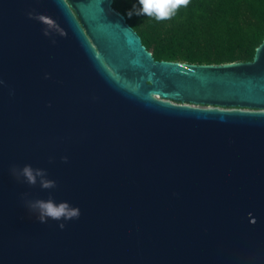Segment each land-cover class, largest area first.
Masks as SVG:
<instances>
[{"label":"water","instance_id":"obj_1","mask_svg":"<svg viewBox=\"0 0 264 264\" xmlns=\"http://www.w3.org/2000/svg\"><path fill=\"white\" fill-rule=\"evenodd\" d=\"M112 2L0 0V264H264V40L156 61ZM49 195L79 218L40 223Z\"/></svg>","mask_w":264,"mask_h":264},{"label":"trees","instance_id":"obj_2","mask_svg":"<svg viewBox=\"0 0 264 264\" xmlns=\"http://www.w3.org/2000/svg\"><path fill=\"white\" fill-rule=\"evenodd\" d=\"M133 4L137 0H113L112 8L124 16L156 61L191 65L250 62L264 40V0H191L167 21L143 15L129 18Z\"/></svg>","mask_w":264,"mask_h":264},{"label":"clouds","instance_id":"obj_3","mask_svg":"<svg viewBox=\"0 0 264 264\" xmlns=\"http://www.w3.org/2000/svg\"><path fill=\"white\" fill-rule=\"evenodd\" d=\"M61 3L62 0H57ZM191 3V0H137V4H133L132 9L127 12V16L131 18L133 15L146 16L155 19L156 21H167L173 19L178 10L186 9ZM138 5V6H137ZM29 19H34L40 22L44 27L42 29L45 37H51L53 34H58L61 37L67 35L63 28L51 17L43 14L29 11L27 13ZM55 43V40H52ZM3 81H0L2 84ZM63 162H67V157H61ZM12 176L21 183L35 186L39 183L42 189H52L56 187L54 180L47 178V172L41 168H33L31 165L25 164L23 167L12 165L10 167ZM27 197V193L23 194ZM25 205L30 212L36 214V218L40 223H46L48 219L60 221H68L78 219L80 210L78 207L71 206L68 202L62 201L56 203L52 196L49 195L47 200L25 199ZM251 216V213H249ZM59 228L63 229L65 225L60 223Z\"/></svg>","mask_w":264,"mask_h":264},{"label":"rangeland","instance_id":"obj_4","mask_svg":"<svg viewBox=\"0 0 264 264\" xmlns=\"http://www.w3.org/2000/svg\"><path fill=\"white\" fill-rule=\"evenodd\" d=\"M212 108V107H211Z\"/></svg>","mask_w":264,"mask_h":264}]
</instances>
